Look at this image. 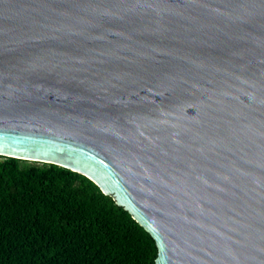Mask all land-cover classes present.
<instances>
[{"label": "water", "instance_id": "obj_1", "mask_svg": "<svg viewBox=\"0 0 264 264\" xmlns=\"http://www.w3.org/2000/svg\"><path fill=\"white\" fill-rule=\"evenodd\" d=\"M0 156L88 178L155 264H264V0H0Z\"/></svg>", "mask_w": 264, "mask_h": 264}, {"label": "trees", "instance_id": "obj_2", "mask_svg": "<svg viewBox=\"0 0 264 264\" xmlns=\"http://www.w3.org/2000/svg\"><path fill=\"white\" fill-rule=\"evenodd\" d=\"M0 158V264H155L152 237L88 178Z\"/></svg>", "mask_w": 264, "mask_h": 264}, {"label": "rangeland", "instance_id": "obj_3", "mask_svg": "<svg viewBox=\"0 0 264 264\" xmlns=\"http://www.w3.org/2000/svg\"><path fill=\"white\" fill-rule=\"evenodd\" d=\"M1 159V158H0ZM23 164H35V165H40V163L38 162H32V161H25V162H22Z\"/></svg>", "mask_w": 264, "mask_h": 264}]
</instances>
